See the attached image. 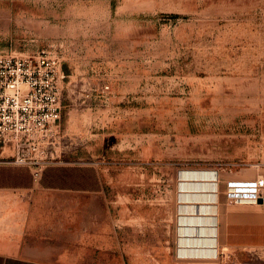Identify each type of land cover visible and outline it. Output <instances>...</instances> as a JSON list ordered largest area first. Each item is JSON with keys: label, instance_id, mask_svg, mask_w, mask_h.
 <instances>
[{"label": "rangeland", "instance_id": "1", "mask_svg": "<svg viewBox=\"0 0 264 264\" xmlns=\"http://www.w3.org/2000/svg\"><path fill=\"white\" fill-rule=\"evenodd\" d=\"M0 56L64 75L47 161L100 171L103 234L138 264H264V189L232 187L264 182V0H0ZM71 197L63 245L84 251Z\"/></svg>", "mask_w": 264, "mask_h": 264}, {"label": "crops", "instance_id": "2", "mask_svg": "<svg viewBox=\"0 0 264 264\" xmlns=\"http://www.w3.org/2000/svg\"><path fill=\"white\" fill-rule=\"evenodd\" d=\"M44 168H48L45 175ZM44 168L35 178L29 167L6 163V154L0 147V264H127L125 257L128 264H138L136 257L143 251L139 245L126 244V238L115 245L109 235L103 234L109 227L108 223L104 227L99 206L103 207L105 199L108 208L110 194L100 171L92 167L72 169L53 162L46 163ZM63 192L75 197L69 202L71 208L77 209L78 197L85 199L84 251L63 245ZM78 222L80 219L76 217L75 223ZM73 238L70 236V240ZM187 243L189 240L180 239L178 256L205 252L204 249L189 250Z\"/></svg>", "mask_w": 264, "mask_h": 264}, {"label": "built area", "instance_id": "3", "mask_svg": "<svg viewBox=\"0 0 264 264\" xmlns=\"http://www.w3.org/2000/svg\"><path fill=\"white\" fill-rule=\"evenodd\" d=\"M63 78L40 57L0 56L1 151L6 163L29 167L35 178L49 162L48 143L59 131ZM250 188L246 200L263 197V181Z\"/></svg>", "mask_w": 264, "mask_h": 264}, {"label": "bare ground", "instance_id": "4", "mask_svg": "<svg viewBox=\"0 0 264 264\" xmlns=\"http://www.w3.org/2000/svg\"><path fill=\"white\" fill-rule=\"evenodd\" d=\"M252 185H254V181L239 182L236 185H233L232 186L234 188L233 194H235L237 198L238 197L239 198L248 197L249 195H251V188H250V186H252Z\"/></svg>", "mask_w": 264, "mask_h": 264}, {"label": "trees", "instance_id": "5", "mask_svg": "<svg viewBox=\"0 0 264 264\" xmlns=\"http://www.w3.org/2000/svg\"><path fill=\"white\" fill-rule=\"evenodd\" d=\"M76 168H78V167H75V168H73L72 167V169H76ZM48 168H46V169H44V171H43V174L45 175L46 174V170H47ZM65 169V168H64Z\"/></svg>", "mask_w": 264, "mask_h": 264}, {"label": "water", "instance_id": "6", "mask_svg": "<svg viewBox=\"0 0 264 264\" xmlns=\"http://www.w3.org/2000/svg\"><path fill=\"white\" fill-rule=\"evenodd\" d=\"M259 202H260V203H262V202H263V199H262V198H260V199H259Z\"/></svg>", "mask_w": 264, "mask_h": 264}]
</instances>
